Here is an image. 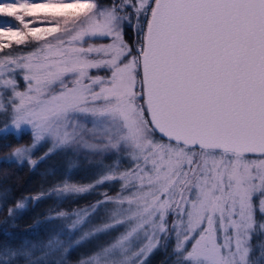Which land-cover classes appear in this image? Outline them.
I'll list each match as a JSON object with an SVG mask.
<instances>
[{
    "label": "snow or ice",
    "instance_id": "6c2138e0",
    "mask_svg": "<svg viewBox=\"0 0 264 264\" xmlns=\"http://www.w3.org/2000/svg\"><path fill=\"white\" fill-rule=\"evenodd\" d=\"M9 135L0 264H264V0H0Z\"/></svg>",
    "mask_w": 264,
    "mask_h": 264
},
{
    "label": "trees",
    "instance_id": "16d2710c",
    "mask_svg": "<svg viewBox=\"0 0 264 264\" xmlns=\"http://www.w3.org/2000/svg\"><path fill=\"white\" fill-rule=\"evenodd\" d=\"M127 39H129L128 34ZM27 138L24 137L25 140H27ZM15 143H17V141L12 135H9L6 140L0 139V145H5V147L0 148V152L7 151L6 145ZM7 167V165H0V174H2L3 169ZM44 168L45 166L41 165V168L38 171L32 172L29 171V168L26 164L23 167L19 168L13 167L10 169V175L7 180L2 181V183L10 185L17 195H19L21 192L28 193L34 191L42 179L40 172L43 171ZM83 202L84 201H81V203ZM50 203L51 201H43L37 207L25 212L23 216L16 222L15 227L11 226V224L0 226V242H10L13 244H18L25 237H28L30 239H36L37 237L32 236L27 231V226L31 224L34 219L38 218L39 216H42ZM2 218L3 213H0V219ZM4 228H7V231L9 233H12L11 237L3 234ZM40 235L43 236V232H41ZM158 254L159 253H157L151 258V264H157V262L161 260L159 259L158 261ZM75 255L76 253H73V257H75Z\"/></svg>",
    "mask_w": 264,
    "mask_h": 264
},
{
    "label": "rangeland",
    "instance_id": "374dc122",
    "mask_svg": "<svg viewBox=\"0 0 264 264\" xmlns=\"http://www.w3.org/2000/svg\"><path fill=\"white\" fill-rule=\"evenodd\" d=\"M103 2H105V0H101V3H103ZM128 37H129V40L132 38V34H131V31H129L128 32ZM26 138H27V136H25ZM45 149H41V152H43ZM38 155L40 154V153H37ZM54 163H57V164H59L60 163V160H59V158H56L54 161H53ZM45 167H46V165H44ZM77 179L79 178L80 179V176H77L76 177ZM86 182V181H85ZM159 256H158V261H159V259H162V256H161V253H159L158 254ZM153 263V262H152ZM157 264H159V262H157Z\"/></svg>",
    "mask_w": 264,
    "mask_h": 264
}]
</instances>
